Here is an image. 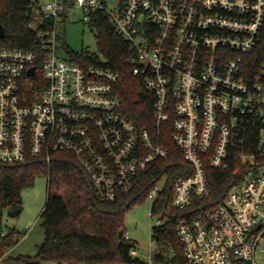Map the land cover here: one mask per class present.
<instances>
[{
    "label": "built area",
    "instance_id": "1",
    "mask_svg": "<svg viewBox=\"0 0 264 264\" xmlns=\"http://www.w3.org/2000/svg\"><path fill=\"white\" fill-rule=\"evenodd\" d=\"M28 1L54 24L27 26L38 50L0 46V166L64 154L90 198L113 203L169 162L171 143L178 164L147 195L154 203L165 194L158 227L175 222L187 264H264L255 259L264 241V60L254 66L251 56L264 0ZM96 12L128 44L132 74L152 96L147 127L123 113L116 72L58 57V24H87ZM208 168L227 173L218 199Z\"/></svg>",
    "mask_w": 264,
    "mask_h": 264
},
{
    "label": "trees",
    "instance_id": "2",
    "mask_svg": "<svg viewBox=\"0 0 264 264\" xmlns=\"http://www.w3.org/2000/svg\"><path fill=\"white\" fill-rule=\"evenodd\" d=\"M62 1L69 3L71 0ZM107 18L101 12H96L91 14L87 23L95 31L98 52L103 60L95 55L74 52L63 38L62 48L74 62L102 66L116 72L118 80L114 90L122 100L123 113L136 126L147 127L150 123L152 96L143 90L141 80L133 76L128 64L131 56L129 46L113 33ZM0 24L5 31L4 37L0 38V46L35 51L38 50L36 32L27 26L37 24L38 29L44 30L52 28L54 22L38 20L28 0H0ZM251 56L254 66L264 60V31ZM167 147L169 162L157 163L155 170L149 168L132 195L120 197L113 203L92 200L81 173L64 154L53 156L49 165L31 160L15 167L0 166V259L19 240L15 233L4 235L3 212H15V207L21 205L22 191L32 187L34 179L44 174L48 189L40 217L45 238L37 248V253L25 258L27 264H39L41 261L57 264H147L132 256L136 242L126 239L123 218L132 206L147 198L150 188L165 167L178 164L172 163L179 159L178 152L171 143ZM207 177L212 196L220 198L225 191L227 173L208 168ZM60 183L65 186L64 193L58 188ZM165 208V194H162L152 204L150 215L162 216ZM174 225L175 222L168 219L161 226L153 228L152 240L156 243L152 255L154 263L187 264Z\"/></svg>",
    "mask_w": 264,
    "mask_h": 264
},
{
    "label": "rangeland",
    "instance_id": "3",
    "mask_svg": "<svg viewBox=\"0 0 264 264\" xmlns=\"http://www.w3.org/2000/svg\"><path fill=\"white\" fill-rule=\"evenodd\" d=\"M104 1L107 7L111 8L116 5L118 0ZM58 32L66 45L74 52L95 55L99 60H103L98 52L95 31L86 23L72 21L63 25L59 23ZM57 54L60 58H68L64 49L60 46ZM163 183V180L159 181L157 188L160 189ZM58 188L64 193V184L60 183ZM47 189L46 175L41 174L34 179L32 187L22 191L21 205H19L21 206L20 211L18 213H11L9 210L3 212L2 231L4 235L12 232L18 236L19 240L6 250L4 256L0 259V264H27L25 258L33 257L37 253V248L43 243L45 238L40 214L45 206ZM152 203V199L145 198L132 206V209L128 210L123 218L125 236L136 242L134 257L147 264H150V262L157 264L152 259L155 246L152 245L150 236L153 228L158 227L159 219H162V216L152 217L150 215ZM259 246L255 255L258 263L264 259V241H261ZM17 257L22 259H17ZM168 257H170V254ZM39 264L57 263L41 261Z\"/></svg>",
    "mask_w": 264,
    "mask_h": 264
},
{
    "label": "water",
    "instance_id": "4",
    "mask_svg": "<svg viewBox=\"0 0 264 264\" xmlns=\"http://www.w3.org/2000/svg\"><path fill=\"white\" fill-rule=\"evenodd\" d=\"M4 32L5 31L3 30V27L0 24V38H3L4 37ZM28 74L32 75L33 74V69H30L29 72H28ZM20 209H21V206L17 205L15 207V213H18L20 211ZM119 236H120V233H119Z\"/></svg>",
    "mask_w": 264,
    "mask_h": 264
}]
</instances>
